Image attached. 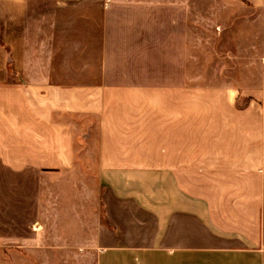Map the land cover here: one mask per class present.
<instances>
[{
	"label": "crops",
	"instance_id": "obj_1",
	"mask_svg": "<svg viewBox=\"0 0 264 264\" xmlns=\"http://www.w3.org/2000/svg\"><path fill=\"white\" fill-rule=\"evenodd\" d=\"M0 264H264V0H0Z\"/></svg>",
	"mask_w": 264,
	"mask_h": 264
}]
</instances>
